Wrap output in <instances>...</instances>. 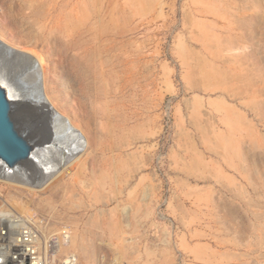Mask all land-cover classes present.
<instances>
[{
	"label": "rangeland",
	"instance_id": "obj_1",
	"mask_svg": "<svg viewBox=\"0 0 264 264\" xmlns=\"http://www.w3.org/2000/svg\"><path fill=\"white\" fill-rule=\"evenodd\" d=\"M0 38L98 119L43 190L0 182L43 253L70 230L50 264H264V0H0Z\"/></svg>",
	"mask_w": 264,
	"mask_h": 264
},
{
	"label": "bare ground",
	"instance_id": "obj_2",
	"mask_svg": "<svg viewBox=\"0 0 264 264\" xmlns=\"http://www.w3.org/2000/svg\"><path fill=\"white\" fill-rule=\"evenodd\" d=\"M0 82L8 89L29 145L28 159L21 164L10 167L0 158V182L40 191L82 157L88 158L94 148L97 151L98 117L97 120L89 115L85 118L75 110L73 114L65 113L59 104L66 103L68 96L55 93L58 90L49 92L48 80L37 56L1 38ZM22 213L26 215L16 216L12 210L0 208V264H33V255L40 251L37 245L43 243L42 233L31 226V222L38 225V216L28 209ZM71 236L63 241L69 248ZM53 241L43 255L45 259L38 257L37 264L56 262L58 254L47 260L52 248L55 250Z\"/></svg>",
	"mask_w": 264,
	"mask_h": 264
},
{
	"label": "water",
	"instance_id": "obj_3",
	"mask_svg": "<svg viewBox=\"0 0 264 264\" xmlns=\"http://www.w3.org/2000/svg\"><path fill=\"white\" fill-rule=\"evenodd\" d=\"M29 145L7 87L0 82V158L10 167L28 159Z\"/></svg>",
	"mask_w": 264,
	"mask_h": 264
},
{
	"label": "built area",
	"instance_id": "obj_4",
	"mask_svg": "<svg viewBox=\"0 0 264 264\" xmlns=\"http://www.w3.org/2000/svg\"><path fill=\"white\" fill-rule=\"evenodd\" d=\"M53 234L54 235L51 234L52 236L51 235L48 236V239H49L48 240V242H49L48 245L50 246V244H52L51 240H54L53 243L55 245L54 244L53 245H54V249L55 250L59 247V245H62L64 239H68L71 236V232H70V230L67 227L62 228V229L54 232ZM41 238L46 239L44 235H42ZM37 246L40 249V251H38L37 253L35 252V254L33 255V260L31 262L33 264H37L38 263V257L43 258L44 257L43 255L45 253H47L48 250H49V249L47 250V247H49V246H47V244H45V252L44 253L42 251V247H43L42 243H39ZM44 259H45V257H44ZM1 262L2 261L0 259V263ZM64 264H77L76 255L72 254V252L67 253L66 258L64 259Z\"/></svg>",
	"mask_w": 264,
	"mask_h": 264
}]
</instances>
